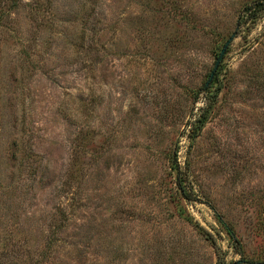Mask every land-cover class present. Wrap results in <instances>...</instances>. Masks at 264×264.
Segmentation results:
<instances>
[{"label": "rangeland", "instance_id": "374dc122", "mask_svg": "<svg viewBox=\"0 0 264 264\" xmlns=\"http://www.w3.org/2000/svg\"><path fill=\"white\" fill-rule=\"evenodd\" d=\"M251 1L0 0V264H264Z\"/></svg>", "mask_w": 264, "mask_h": 264}, {"label": "trees", "instance_id": "16d2710c", "mask_svg": "<svg viewBox=\"0 0 264 264\" xmlns=\"http://www.w3.org/2000/svg\"><path fill=\"white\" fill-rule=\"evenodd\" d=\"M262 10H264V0H252L251 2L246 3L242 8V12H241V15L239 16L238 23L239 24L242 23V19L246 20L247 18H250V17L255 18L256 16H258L261 13ZM216 72H217V70H216ZM216 72H215V74H216ZM213 78H214V76H213ZM209 103L211 105L212 101H209ZM211 107L212 106H210V107L207 106V107L202 108L201 112L191 122L192 126H191V135L190 136L192 138L196 137L199 134L200 130L203 128L205 123L208 121ZM227 231L230 234V236H232V238L236 241V244L239 245V241L237 240V237L235 236L234 231L229 227H227ZM218 264H233V263L224 262V260H221V257H220Z\"/></svg>", "mask_w": 264, "mask_h": 264}, {"label": "water", "instance_id": "95a60500", "mask_svg": "<svg viewBox=\"0 0 264 264\" xmlns=\"http://www.w3.org/2000/svg\"><path fill=\"white\" fill-rule=\"evenodd\" d=\"M234 36H235V32L232 33V35L228 38V40L225 42L224 46L222 47V49H221V51H220V53H219V55H218V57H217V59L215 61L213 70L210 73V76H209L208 80L204 84V88H206L208 86V84L211 82V80L213 79V76H214V74H215V72H216V70H217V68H218L223 56H224V53H225L228 45L230 44V42L234 38Z\"/></svg>", "mask_w": 264, "mask_h": 264}]
</instances>
